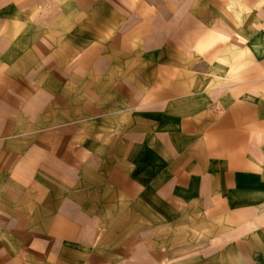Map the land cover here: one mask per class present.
Returning <instances> with one entry per match:
<instances>
[{"label":"crops","instance_id":"1","mask_svg":"<svg viewBox=\"0 0 264 264\" xmlns=\"http://www.w3.org/2000/svg\"><path fill=\"white\" fill-rule=\"evenodd\" d=\"M0 264H264V0H0Z\"/></svg>","mask_w":264,"mask_h":264}]
</instances>
